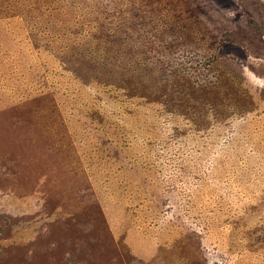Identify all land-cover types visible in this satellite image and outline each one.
Listing matches in <instances>:
<instances>
[{
  "label": "rangeland",
  "instance_id": "1",
  "mask_svg": "<svg viewBox=\"0 0 264 264\" xmlns=\"http://www.w3.org/2000/svg\"><path fill=\"white\" fill-rule=\"evenodd\" d=\"M263 1L0 0V264H264Z\"/></svg>",
  "mask_w": 264,
  "mask_h": 264
},
{
  "label": "trees",
  "instance_id": "2",
  "mask_svg": "<svg viewBox=\"0 0 264 264\" xmlns=\"http://www.w3.org/2000/svg\"><path fill=\"white\" fill-rule=\"evenodd\" d=\"M76 21H78V22H76L75 24H80V22H81V20H76ZM128 33H127V31H126V29L124 28L123 29V31H122V33H121V36L125 39V40H127V38H128ZM232 37H233V34H232ZM115 38V40H117V37H114ZM240 50H242L243 51V54L244 53H247L246 52V49L245 48H243V47H238ZM91 60L94 62V63H96V62H98L96 59H94V58H91ZM142 61V60H141ZM142 64L144 65L145 64V62L144 61H142ZM135 65V64H134ZM49 71L48 70H46L45 71V74L46 73H48ZM47 77V76H46ZM48 78V80H52V82H53V78L52 77H47ZM142 78L144 79V82H148L147 81V73H142ZM54 84L53 83H51L50 84V86L52 87ZM216 85H217V90L215 91V94H214V96H213V98H214V101L215 102H221V100L223 99V92L224 91H222V89H219L218 88V83H216ZM132 86H136V84L135 83H132ZM125 93H127V91L125 92ZM219 98V99H218ZM110 106V105H109ZM149 108L147 107V109L146 110H148ZM140 110V109H139ZM67 112H69L70 114H71V116L72 117H74L75 119H76V117H78L79 118V120L84 116V115H86V116H88V113H87V111H86V109L85 108H83V109H78V107H76V106H73V107H71V109L70 110H68ZM157 113H160V110H157L156 112H155V114H157ZM82 115V116H81ZM90 116H92V113H91V115ZM161 125V124H160ZM159 125V126H160ZM166 125H164V126H161L162 128H164ZM153 140V139H152ZM176 142L180 145L181 143H183V142H185V144L186 143H189V141H187V140H176ZM164 143H167V140H164ZM158 144V143H157ZM154 150H156V149H154ZM163 175V174H162ZM157 188H162V186H160V187H157ZM168 190V192L171 190L170 188H168L167 189Z\"/></svg>",
  "mask_w": 264,
  "mask_h": 264
},
{
  "label": "bare ground",
  "instance_id": "3",
  "mask_svg": "<svg viewBox=\"0 0 264 264\" xmlns=\"http://www.w3.org/2000/svg\"><path fill=\"white\" fill-rule=\"evenodd\" d=\"M223 1H224V0H223ZM253 1H254V0H253ZM263 2H264V1H263ZM217 3H218V2H217ZM226 3H227V2H226ZM259 3H260V2H259ZM218 4H219V3H218ZM263 5H264V4H263ZM222 8H223V7H222ZM263 11H264V10H263ZM54 22H55V21H54ZM54 24H56V23H54ZM62 29H63V28H62ZM62 33H63V32H62ZM66 37H67V36H66ZM262 51H263V50H262ZM255 141H256V140H255ZM261 145H262V144H261ZM261 148H262V147H261ZM261 148H260V149H261ZM255 149H256V148H255ZM260 149H259V150H260ZM261 150H262V149H261ZM261 150H260V151H261ZM259 157H260V156H259ZM253 214H254V213H253ZM242 218H243V217H242ZM216 219H217V218H216ZM221 219H222V218H221ZM240 220H241V219H240ZM242 221H243V220H242ZM248 221H249V220H248ZM210 222H211V221H210ZM246 223H247V222H246ZM242 224H243V223H242ZM206 227H207V226H206ZM204 228H205V227H204ZM195 234H196V233H195ZM197 237H198V236H197ZM200 237H201V236H200ZM195 238H196V237H195ZM195 238H194V239H195ZM222 239H223V238H222ZM189 240H190V239H189ZM194 241H196V240H194ZM194 241H193V242H194ZM191 242H192V241H191ZM199 243H200V242H199ZM194 245H195V244H194ZM205 250H206V249H205ZM213 252H214V251H213ZM215 252H216V251H215ZM223 253H224V251H223ZM214 254H215V253H214ZM199 255H200V254H199ZM167 258H168V257H167ZM166 262H167V261H166Z\"/></svg>",
  "mask_w": 264,
  "mask_h": 264
}]
</instances>
